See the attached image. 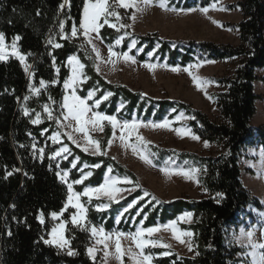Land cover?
Segmentation results:
<instances>
[{"label": "trees", "instance_id": "16d2710c", "mask_svg": "<svg viewBox=\"0 0 264 264\" xmlns=\"http://www.w3.org/2000/svg\"><path fill=\"white\" fill-rule=\"evenodd\" d=\"M219 0H171V4L183 9L206 7ZM113 0H110V4ZM0 0V32L7 42L19 36L21 52L28 56L32 65V79L17 58L0 61V264H102L88 254L92 236L83 225L67 221L66 237L71 248L77 253L67 255V251L55 245L45 244L52 228V212H61L67 203L69 190L57 175L58 163L52 155L62 145L67 144L70 155L60 162V168L68 169L71 181L80 180L91 171V176L82 183H74L75 190L83 193L87 186H99L104 181L109 167L112 173L126 174L137 181L136 174L111 155H93L84 152L65 135L60 143H52L50 135L56 130L62 118L64 83L70 70L68 59L77 56L85 65L84 81L77 87L80 97L87 99L91 91L94 96L87 99L90 106L108 115L124 120L134 116L145 119L162 120L167 115L173 117L184 110L191 117L189 126L203 140L222 144L224 151L201 155L193 151H176L154 146L160 157L173 156L179 161H192L200 170L199 181L208 195L194 199L178 197L172 200L140 199L121 219L117 217L122 210L142 195L137 190L120 201L105 198H89L82 195L87 208L90 224L102 226L106 231L134 233L143 221L144 227L166 223L177 219L181 214L192 213L191 223H181V228L193 231L194 255L183 256L173 250L164 256L165 248L148 249L154 255L156 264H240L241 247L229 242L230 228L239 223V216L247 206L262 204L252 195L242 181L240 158L243 149L252 143H259L264 149V125L254 127L251 122L257 112L255 81L262 80L257 69L264 68V0H240L231 7H240L243 19L235 26L239 30L241 43H217L214 41H187L184 45L162 38L158 33H136L131 30V10L117 8L120 23L128 25L119 31L105 24L100 29L102 40L114 45L123 36L117 49L130 51L137 60L166 61L172 66H186L198 60H225L240 58L232 76L213 77L222 90L214 97L220 111V120L212 119L207 113L195 108L191 103L171 99H156L132 90L124 84L108 81L96 68V55L90 44L78 32L77 37L64 39L60 23L64 22V33L70 35L73 23L79 29L85 0ZM39 13V14H37ZM116 20L115 17L109 21ZM103 23V20H101ZM141 52L131 48V41ZM62 45L59 48L55 44ZM157 50L152 57L149 53ZM31 53V55H28ZM57 69L59 71H57ZM86 77V79H85ZM47 84L38 95L28 97L30 82L41 86ZM55 81V83H53ZM108 92L107 100L102 97ZM28 97L25 100V97ZM51 97V99H49ZM25 100V101H24ZM102 100L99 107L95 101ZM33 111H43L49 104L53 108V119L43 114L38 124L31 123L29 115L21 108L22 102ZM170 109L174 112L170 113ZM112 136L111 125H106L104 134L99 137L102 151L106 153L108 141ZM37 141L45 148L43 159L35 153L33 143ZM76 161V166L72 163ZM83 164L89 167L82 168ZM99 164L100 167H92ZM19 169V171H13ZM12 172V175H7ZM27 173V175L25 174ZM221 193L222 196H217ZM108 204L104 210L97 206ZM141 211L138 213V210ZM43 213L44 222H40ZM11 232V235L8 233ZM199 252V255L196 253Z\"/></svg>", "mask_w": 264, "mask_h": 264}, {"label": "rangeland", "instance_id": "374dc122", "mask_svg": "<svg viewBox=\"0 0 264 264\" xmlns=\"http://www.w3.org/2000/svg\"><path fill=\"white\" fill-rule=\"evenodd\" d=\"M238 1L240 0H219L213 2L211 5L206 6L207 8H209V11L205 14L202 11H200V9L205 7L197 6L191 8V9H196V11H188L189 9H183L176 6L175 4H171L170 3L171 0H166L167 7L175 8L178 11H166L159 7V0H153V3L149 6H146L145 10L142 13L136 12L135 9H129L131 10V16L135 14L137 17L135 21H133L130 18L129 26L131 30L136 33L148 34V33L156 32L162 38L173 41L174 45L176 44L184 45L185 42L191 40H195V41L207 40V41H214L217 43H231L233 45H238L241 43V40H240L239 30L235 25L243 19V14L240 7H234V8L231 7L232 4H236ZM137 3H140V0H137ZM180 9H183L184 11L181 12L179 11ZM109 22L118 23L116 20ZM92 36L94 37L95 34H92ZM85 39L87 40V38ZM122 41L123 40H121V43ZM5 42L6 44H11L12 41L7 42L5 38ZM133 42H135V47H132ZM94 43L96 45V48H98L100 52V58L98 59L96 57V66L97 65L99 66V72L108 81L112 83L127 85L132 90L139 91L142 94L150 96L152 98L171 99V100L185 101L191 103L195 108L200 109L203 112L207 113L212 119L220 120V111L216 104L214 95L217 92L221 91L222 87L212 78L221 77V76H232L237 66L240 63L239 57L225 59V60H198L197 62H191L186 66H172L169 65L165 60L160 62L158 60L159 56L154 61H150V60L145 62L139 61L136 59L134 55L130 53L129 50L126 52L119 51L117 47H119L121 43L116 44L115 42V44L111 46L113 51L116 52L118 55L115 57H111V60L115 61V64L113 65L111 62H108L109 61L108 48L110 45L106 44L102 39H94ZM17 47L19 51H21L18 45V41H17ZM131 48L132 49L135 48L138 52H141L143 50V47H136V40L131 41ZM156 50L157 48L151 51L149 53V57H152ZM123 53H127L129 56L133 57L135 59V63H132L131 61H125L122 55ZM13 57L17 58L16 56L11 55L10 50H8V59ZM27 64L31 66L27 72L29 78L32 79V65L29 63V61ZM147 65H154L155 67L153 69H150L149 67H147ZM197 65L200 66L197 67ZM68 66L70 73L67 80H69L72 77V65L68 63ZM173 69H178V71H173ZM185 69H187V71H185ZM29 73H31V75ZM258 73L264 76V68L260 69ZM193 75L197 76L201 80H206L210 82L205 86V90H202L201 88L197 87L196 82L193 80ZM83 81H84V75L80 77V80H78L76 85L74 86L75 95L78 97L80 96L77 93V87ZM46 86H47L46 83L43 87L35 86L31 81L28 88V93H29L28 97L37 95L34 91H32V88H37L39 89L40 92V90ZM72 91H73L72 89H65L64 97L71 96ZM255 92L259 94L264 93V81L258 80V82L255 83ZM209 97H211V99H209ZM260 97L262 98L261 100H264V95H261ZM261 100H259L258 102L257 112L254 115L251 122V124L254 127H259L264 125V108L261 105L262 102ZM24 101L22 102L21 108L23 111L25 108L29 110V116L31 117L32 120L35 119L37 113L40 114L41 121L43 119V114H46L48 116V113H46L44 109L42 112L33 111L29 109L24 104ZM63 104H64V98H63L62 106ZM63 109L64 110L62 113V118L58 120L59 122L57 123L56 130L49 137L51 142L60 143L61 141H63V137H64L63 135H65L68 138V134H72L74 139H76L80 144L79 148L83 149V147L87 146L89 147V151L87 153L93 155H100L95 153L94 145H89L86 143L82 133L74 132L72 128L62 126V125H67L69 123L73 125V128L77 126L74 121H70V120L66 121L63 119V116L67 114V109L65 108ZM50 111L52 112L53 115L52 106H50ZM93 111L99 112L104 115H108L96 110L95 108H93ZM172 112H174V109H170V113ZM181 114H183V116L186 118L177 120L176 117L180 116ZM88 115H91V113H89ZM109 116H113V115H109ZM116 118L121 122L136 120V121H142L144 122V124H150V123L159 124L165 120H168L171 122V127L152 128L151 126L149 127L142 126L138 128L136 132L133 133L131 139L127 141L130 144L133 143L139 144V142L135 138L137 134L142 136L145 141H148L149 143H147L146 145H140V151L144 155L148 156V158L152 161L151 164H148L143 159H141L140 155L134 154L130 147L125 148L121 144V141L119 139L121 132L119 129H117L116 138L113 140L111 147L107 145L106 154L111 155L116 160H118L123 165H125L130 170H132L137 176V181L133 180L130 176L126 174L112 173V172H108L107 170L104 177V181L102 182L101 185H103L105 180L108 178L115 179L119 181V183H117L115 186L121 189V191L119 193H116L115 199H112L103 193L93 194L91 198H105L113 201H120L129 194L137 190H141L142 195L135 200L136 202L135 203L132 202L130 204L131 207L128 206L127 208L122 210L121 213L118 215L117 219L120 220L121 216L125 212H127V210L131 209L137 203V201L141 199V197L142 199L148 197L149 199L148 202H149L153 200V197H155V199H158V201L160 200L167 201L178 197H188V198L198 199L208 195V191L206 190L205 187L202 186V184L199 181L200 171L195 174L196 179H187L179 175L168 176L161 170L163 168H168L170 170L199 169V167L195 163L188 160L179 161L177 157H173V156H165L162 158L153 148L154 146H157L163 149H171L176 151L187 150V151H193L199 153L201 155L216 154L224 151L222 144H214L207 141L209 146L205 147V143H204L205 140L201 138L199 140H194L191 138V135L181 136L177 133V131L174 130V129L190 130L192 134L198 136L189 126V121L191 119L190 115H188L184 110H181L178 113H176L173 117H169L167 115L162 120H154L152 118L145 119L137 116H134V118L131 120H124L118 117ZM102 123H103V131H99V130L93 131L91 129V126L89 127V135L93 139L98 141H99L98 138L102 137L104 134L105 126L110 125L107 121H104ZM57 132L60 133V136L58 140L54 141L52 137H54ZM112 133H113V129H112ZM110 139H113V136H111ZM33 147L35 153L38 154L39 156L45 153V148L40 147L37 141L33 143ZM62 147H67L69 149V146L67 144H62L56 150V152L59 151ZM40 149H43L42 154L39 151ZM262 151H264L263 147L259 145V143L248 144L243 149L240 158L242 181L244 185L250 190L252 195L259 198L262 204L261 208L255 205L247 206L246 209L243 212H241L239 216V223L230 228L229 242L233 245L241 247L240 253L249 250L247 248L242 247L241 243L235 242V237L239 236L241 228H243L245 231L254 230L253 242L264 243V215H262L264 214V156L261 155ZM69 155H70V149L69 152L61 153L60 156H56L53 159L58 163L60 175H63L65 172L68 173L66 177L67 186L68 184H72V192L79 193L75 190L74 182L71 181L69 178L70 175L69 170L60 168V162L64 159H67ZM76 161L77 160H75L73 163L76 164ZM85 165L88 164H83L82 168H87L85 167ZM89 172L91 171H88L86 173ZM126 179L131 181V183H127ZM197 180L199 181V183H197ZM101 185L87 186L86 188L89 187L97 188L100 187ZM146 192L149 193V195H145ZM69 195H71L70 192ZM81 197L82 196H80V203L86 209V212L84 213L85 222L82 223L81 225L87 227L90 233H91V227L93 226L96 227V229L98 230V234L95 236H93L91 233L92 240H91V244L89 245V248L94 249L95 259L100 260L102 264H121V261L115 258V253H116L115 236L117 233H124V232L121 231L110 232V231H106L102 226L90 224L87 220V208L83 203ZM74 202H75V198L73 199V203ZM101 205H105V203ZM107 208H101L99 210H104ZM140 211L141 209L138 210V213ZM67 213L70 215V220H71L73 213H75L79 217L80 210L72 207V205L69 204L66 210L65 208L63 209V215L58 216V218H53L51 216L53 220V225L50 231L48 232L46 239L51 238L50 233L52 229L54 227H57L61 223L65 224L64 237L65 239H68L66 237L67 221L65 219V214ZM184 214H181L179 217L183 216ZM179 217L175 220H170L166 223H159L157 225H153L149 227H144L142 224L143 221H141L137 225L135 232H137L140 229H147L151 227L161 226L160 231L152 234L151 236H147V234H145L144 238L152 239V240L158 239L161 240L163 243L170 244L171 248L166 249V251L173 250L177 252L179 255L193 256L195 249L193 236L190 238L192 244V250L190 251L189 247L187 246V243H180L175 239L173 232H171L170 230H165L162 227L164 225L169 224V222L171 221H176V228L178 232L193 233V231L185 230L180 226L181 223H191L193 220L192 217L190 220L187 219L180 220ZM100 229H103V232H99ZM124 234H126L125 237H122L120 241L121 248L123 250L132 248L133 253L139 254L140 250L136 248L135 242L127 238L128 233H124ZM105 236H109L111 238L105 240L104 239ZM181 238L186 242L189 240V238L186 236H182ZM98 241H103V243H98ZM105 243L108 245L107 248L104 247ZM243 243L247 244V240H244ZM150 248L153 247L151 246L145 247L144 254L152 256L153 258L152 264H156L154 262V255L148 252V249ZM105 252L109 253L107 257L105 256ZM239 257L241 259L240 264H250V257L244 258L241 255H239ZM123 264H136V261L132 258V254H126L123 257Z\"/></svg>", "mask_w": 264, "mask_h": 264}, {"label": "snow or ice", "instance_id": "6c2138e0", "mask_svg": "<svg viewBox=\"0 0 264 264\" xmlns=\"http://www.w3.org/2000/svg\"><path fill=\"white\" fill-rule=\"evenodd\" d=\"M68 3V0H65V4ZM153 3V0H140V3H137V0H113V2L110 4L109 0H86L84 7H83V14H82V20L79 25V29L77 28L76 24L73 23L71 27V32L70 35L67 33H64V22L60 23V31L64 39H70V38H75L78 35V32H82L83 36L87 38V43L92 45V50L95 52L96 57L99 59L100 58V52L99 49L96 48V45L94 43V39H102L99 36L100 29L107 24L109 27H112L114 29H117L118 31L120 29H123L125 27H128V25H125L123 23H119L121 21V16L119 15V12L117 11V8H124V9H135L136 12H143L145 10L146 6H149ZM65 4H61L60 8L63 9ZM159 7L166 10V11H178L175 8H168L166 4V0H159ZM179 11H184L183 9H180ZM188 11H196V9H189ZM203 13H207L209 11V8L205 7L200 9ZM39 14V13H37ZM115 17L116 21L118 23H110L109 18ZM133 21L136 20V15L133 14L130 17ZM101 20H103V23H101ZM215 22V21H214ZM92 34H95L93 37ZM20 39L19 36H16L12 39L11 44H6L5 42V34L3 32H0V61H5L8 59V50H10V54L13 56H16L20 62L24 65L25 71H28V69L31 67L26 63V55L21 54L17 47V41ZM121 40H123V36L120 37V39H117L116 44H120ZM59 43L55 44L56 48L61 47ZM132 47H135V42H133ZM109 51V61L113 65L115 64L114 60H111V57H115L118 54L113 51L112 46L110 45L108 48ZM28 55H31L29 53ZM123 58L125 61H131L132 63H135V59L131 56H129L127 53H123ZM68 63L72 65V77L69 80H66L64 83V88L65 89H72V95L71 96H65L64 97V104L63 108L67 109V114L63 116V119L68 121H74L76 123V127L73 128V125L71 123L67 125H62L63 127H68L72 128L74 132H80L83 134V138L86 141L87 144L89 145H94V150L96 154L100 155H105L106 153L101 150L100 147V142L98 140L93 139L89 135V127L91 126V129L94 130H99L103 131V123L104 121H107L112 129H113V139H110L108 141V146L111 147L113 140L116 138V130L119 129L121 132V135L119 136V139L121 141V144L125 148H131L134 154L140 155V158L143 159L146 163L151 164L152 161L148 158V156L144 155L140 151V145H146L149 143L148 141H145L142 136L139 134L136 135V140L139 142V144H130L127 141L131 139L133 133L136 132V130L140 127H149L151 126L152 128H170L171 127V122L168 120H165L159 124H144L142 121H119L115 116H109V115H104L99 112L93 111V108L87 104L86 99H82L78 96L75 95V88L74 86L76 85L77 81L80 80V77L83 75V69L85 65L79 61V59L76 56H71L68 60ZM200 65H197L199 67ZM150 69H153L155 66L154 65H147ZM97 71H99V66H96ZM57 71H59L57 69ZM173 71H178V69H173ZM187 71V69H185ZM31 75V73H29ZM191 74V73H190ZM86 79V77H85ZM193 80L196 82L197 87L201 88L202 90H205V86L210 83L209 81L206 80H201L197 76L193 75ZM55 83V81H53ZM41 87L45 85V81L41 80L40 81ZM32 91H34L37 95L39 94V89L37 88H32ZM94 95V91L90 92L88 95L87 99H91L92 96ZM112 95L111 92H108L106 95L102 97V100H107L110 96ZM207 95V93H206ZM25 100L28 99L26 96L24 98ZM51 99V97L49 98ZM211 99V97H209ZM102 100H96L95 101V107H99V104L102 102ZM43 109L46 113H48L47 118L48 119H53L52 112L50 111V106L49 105H44ZM91 113V115H88ZM24 114L27 116L29 115V110L27 108L24 109ZM186 117L181 114L180 116H177L176 119H185ZM191 119H195V117H191ZM41 122V117L40 114L37 113L35 119L31 121L33 124H38ZM59 122V121H58ZM177 131V133L181 136L183 135H191V138L194 140H199L200 137L194 135L191 133L190 130H181V129H174ZM60 136V133L57 132L52 139L54 141L58 140ZM68 139L71 140L74 144L77 145V147H80V144L76 139H74L72 134H68ZM205 147H208V142L205 141ZM84 152L89 151V147L85 146L82 149ZM40 153H43V149L39 150ZM69 152V149L67 147H62L59 151L55 152L53 154V158L56 156H60L61 153H67ZM262 156H264V151L261 153ZM41 160L43 159V155H41ZM75 167V163L72 165ZM85 167H88V165H85ZM92 167L99 168L100 165L96 164L93 165ZM166 175L171 176V175H179L183 176L187 179H196L195 174L198 173L200 170L199 169H179V170H170L168 168H163L161 169ZM13 171H19V169H13ZM112 169L109 167L108 172H111ZM27 175V173H25ZM91 172L86 173L83 175L82 179L74 181L76 184H80L83 182V179H87L88 176H91ZM7 175H12V172H8ZM59 176L60 180L62 182H67L66 177L68 175L67 172H65L63 175H60V173H57ZM127 183H131V181L126 179ZM119 183L118 180L108 178L105 180L104 184L101 185L100 187L97 188H86L83 193H73L72 192V184H68V190L71 193V195L68 196V203L65 204V210L67 209L68 205L71 204L72 207L79 209L80 210V215L79 217L73 213L71 217V223L74 225H81L82 223L85 222V216L84 213L86 212V209L83 207V205L80 203V196H88L89 198L92 197L93 194H99L103 193L107 196H109L112 199L116 198V193H119L121 189L117 188L115 185ZM197 183L199 181L197 180ZM145 195H149V193H145ZM217 196H222L221 193H217ZM75 198V202L73 203V199ZM142 199V197H141ZM155 199V197H153ZM134 201L133 203H135ZM108 205H100L98 206V210L101 208H107ZM131 207V205H129ZM63 215V210L60 213L57 212H52L51 216L53 218H58V216ZM264 215V214H262ZM192 217V213H185L183 216L179 217L180 220H190ZM40 222H44V216L43 213L40 214ZM165 230H170L173 232L174 237L177 241L180 243H187V246L189 247V250H192V244L190 238L193 236L192 232H184L180 233L178 232L176 228V221H171L169 224L162 226ZM64 230H65V224L61 223L57 227H54L50 233L51 238L50 239H44V237H41V239L44 240L45 244L49 245H55L58 248L61 249H66L67 255L69 256H74L77 253L70 247V241L68 239H65L64 237ZM161 230V226L157 227H151L147 229H140L135 233H128L127 238L133 240L135 242L136 248L140 250L139 254L133 253L132 248H128L127 250H123L121 248V238L125 237L126 234L124 233H117L115 236V248H116V253H115V258L119 261H121V264H123V257L126 254H132V258L136 261V264H152V256L150 255H145L144 254V249L145 247L151 246L153 248L155 247H161L165 249H170L171 245L163 243L161 240H152V239H146L145 234L147 236H151L152 234L158 232ZM99 232H103V229H100ZM91 233L93 236L98 234V230L96 227H91ZM11 235V232L8 233ZM186 236L189 238V240L186 242L183 240L181 237ZM253 236H254V230L253 231H245L243 228L240 229V233L238 237H235V242L241 243V246L244 248L249 249L248 251H245L243 253H240L244 258L250 257V264H264V243H255L253 242ZM111 237L105 236L104 239H110ZM247 240V244H244L243 241ZM98 243H103V241H98ZM104 247L107 248L108 245L105 243ZM88 254L92 256L93 259H95L94 256V249L93 248H88ZM172 253L169 251H164L162 255L168 256L171 255ZM199 255V252L196 253ZM109 255L108 252H105V256L107 257Z\"/></svg>", "mask_w": 264, "mask_h": 264}, {"label": "crops", "instance_id": "0c3cea01", "mask_svg": "<svg viewBox=\"0 0 264 264\" xmlns=\"http://www.w3.org/2000/svg\"><path fill=\"white\" fill-rule=\"evenodd\" d=\"M260 69H262V68H260ZM260 69H257V74H258V76L259 77H264L263 75H260L259 73H258V71L260 70ZM258 82V80L257 81H255V83H257ZM258 95H259V97L261 96V95H264V93L263 94H259V93H257ZM262 98L260 97V98H258L257 99V101H256V104H257V109H258V102H259V100H261ZM262 102H261V105H262V107L264 108V100H261ZM264 150V149H263Z\"/></svg>", "mask_w": 264, "mask_h": 264}, {"label": "water", "instance_id": "95a60500", "mask_svg": "<svg viewBox=\"0 0 264 264\" xmlns=\"http://www.w3.org/2000/svg\"><path fill=\"white\" fill-rule=\"evenodd\" d=\"M21 52V51H20ZM21 54H24L23 52H21ZM24 55H26V54H24ZM26 63H28V56L26 55ZM18 59V58H17ZM23 65V64H22ZM24 66V65H23Z\"/></svg>", "mask_w": 264, "mask_h": 264}]
</instances>
